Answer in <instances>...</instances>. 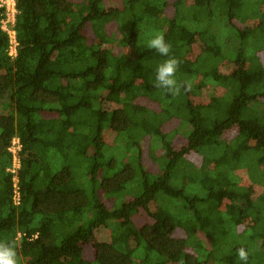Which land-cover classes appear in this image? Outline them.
<instances>
[{"label":"trees","instance_id":"obj_1","mask_svg":"<svg viewBox=\"0 0 264 264\" xmlns=\"http://www.w3.org/2000/svg\"><path fill=\"white\" fill-rule=\"evenodd\" d=\"M107 1L17 0L15 59L0 29V241L19 264H264V0ZM145 30L190 90L154 86Z\"/></svg>","mask_w":264,"mask_h":264},{"label":"clouds","instance_id":"obj_2","mask_svg":"<svg viewBox=\"0 0 264 264\" xmlns=\"http://www.w3.org/2000/svg\"><path fill=\"white\" fill-rule=\"evenodd\" d=\"M147 49L155 50L159 55L166 57L155 68L154 86L163 89L165 93L179 95L180 88L184 87L185 91L190 90V85L179 84L175 79L176 72L179 68L180 61L170 56L171 44L166 42L163 34H156L144 45ZM19 236H21L19 234ZM248 252L245 248L237 249V257L242 264L248 262ZM0 264H19L16 248L10 241H0ZM178 264H184L181 259Z\"/></svg>","mask_w":264,"mask_h":264},{"label":"rangeland","instance_id":"obj_3","mask_svg":"<svg viewBox=\"0 0 264 264\" xmlns=\"http://www.w3.org/2000/svg\"><path fill=\"white\" fill-rule=\"evenodd\" d=\"M118 1L117 0H114L113 2H108L107 1V6L108 7H111L113 5H117ZM168 14H171V9H169L167 11ZM114 26L113 28H107L108 29V32H113L115 30V28L117 27V24L116 23H113ZM154 35H156V32L155 31H149V30H145L142 34V38L139 42V44L137 45L136 49L137 50H143L144 48H146L144 45L147 43V41L149 39H151ZM110 46V45H109ZM117 46V45H116ZM214 87V86H213ZM212 87L208 86L206 87L200 94H197V95H194V102L196 103H206L209 101V98L214 95L215 93V89L212 90L211 89ZM116 105L115 104H111V103H106V108H110V107H115ZM186 129H182L181 127V124H180V120L177 119V118H174L172 119L171 121L167 122L165 125H164V132L166 133H173V144L176 146V147H180L182 145H184L186 143V138H185V131ZM235 131L236 130H231L229 131L226 136L229 137V138H232L234 135H235ZM115 137V133L112 132V131H107L106 132V139L107 141H109L111 143V141H113ZM143 163L145 164V166L148 168V169H153V168H156L157 165L156 163L153 161V159L151 158L150 156V145L148 144L147 146H144L143 148ZM121 150V149H120ZM157 155H161L162 154V150L161 148L158 147L157 151H156ZM242 174H243V181L245 182H249V178L247 177V171L245 169H243L242 171ZM254 192H256L257 194H259L261 192V189L259 187H255L253 188ZM129 197L130 196H126V199L129 200ZM106 199V198H105ZM107 200V199H106ZM108 204L109 203V200H107ZM247 225V223H246ZM250 225V224H249ZM242 227H245V225H242Z\"/></svg>","mask_w":264,"mask_h":264},{"label":"built area","instance_id":"obj_4","mask_svg":"<svg viewBox=\"0 0 264 264\" xmlns=\"http://www.w3.org/2000/svg\"><path fill=\"white\" fill-rule=\"evenodd\" d=\"M19 14L17 0H0V29L8 36V54L12 59L18 56L19 41L17 37L16 23ZM22 143L18 135L12 138L8 151L12 156V164L7 171L13 175L14 201L20 203L18 171L21 166Z\"/></svg>","mask_w":264,"mask_h":264}]
</instances>
